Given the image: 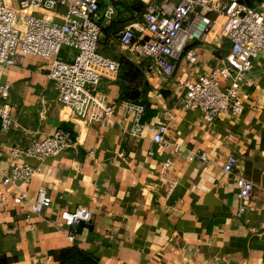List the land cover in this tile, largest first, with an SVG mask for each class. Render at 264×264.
<instances>
[{
    "label": "crops",
    "instance_id": "0c3cea01",
    "mask_svg": "<svg viewBox=\"0 0 264 264\" xmlns=\"http://www.w3.org/2000/svg\"><path fill=\"white\" fill-rule=\"evenodd\" d=\"M118 29H101L98 48L140 70L146 108L138 137L128 135L130 115L120 106L121 71L101 74L96 90L113 109L101 127L56 101L45 59L26 54L17 66L0 68L17 124L0 133V264H57L69 247L92 254L97 264H264V53L239 79L242 112L206 121L197 110L180 107L178 82L220 65L227 41L212 33L206 41L187 42L166 77L123 54ZM187 50L195 54L193 61L186 59ZM159 122L166 127V145L152 141ZM57 128L71 133L73 146L41 161L24 159L35 170L32 177L3 184L11 166L21 163L11 160L6 148L40 140ZM201 151L204 162L195 156ZM227 156L236 161L224 174ZM164 161L170 162L165 169ZM239 177L251 190L245 210L236 216ZM39 186L50 205L35 214L30 204ZM19 194L23 197L15 201ZM78 206L90 219L64 225L60 212Z\"/></svg>",
    "mask_w": 264,
    "mask_h": 264
},
{
    "label": "built area",
    "instance_id": "2783aa9c",
    "mask_svg": "<svg viewBox=\"0 0 264 264\" xmlns=\"http://www.w3.org/2000/svg\"><path fill=\"white\" fill-rule=\"evenodd\" d=\"M116 3H140L142 7L116 32L119 47L129 52L131 61H145L148 68L166 77L172 75L185 44L203 41L221 18L218 37L228 43L222 63L190 81L178 82L182 91L179 103L183 109L197 110L206 121L219 113L236 116L242 112L236 89L239 79L251 69L252 60L264 53V0H252L251 4L242 0H16L14 5L10 0H0V68L17 66L26 54L45 59V76L53 84L56 101L87 124L105 126L113 109L96 89L101 74L114 75L119 65L99 53L97 45L101 25L114 17ZM58 7L63 8L62 13H57ZM62 47L70 49L71 55L61 57ZM185 57L193 61L195 54L187 50ZM8 95L9 82H0V133L17 125L10 114ZM120 106L130 115L128 135L138 137L142 131V106L126 100ZM165 130L164 123H157L152 141L166 145ZM74 142L69 131L57 128L40 140L8 146L7 156L21 163L11 166L2 183L28 181L35 170L24 159L41 161L72 147ZM195 156L200 162L206 160L203 151ZM235 161L233 156L225 158L224 174L232 171ZM169 164L164 161L162 168ZM250 190L249 181L242 177L236 180V216L245 210ZM22 197L19 194L12 198L18 201ZM49 205L45 188L39 186L30 210L37 214ZM59 217L64 225L72 227L87 222L90 213L78 206L61 211ZM71 237L68 233L67 238Z\"/></svg>",
    "mask_w": 264,
    "mask_h": 264
},
{
    "label": "trees",
    "instance_id": "16d2710c",
    "mask_svg": "<svg viewBox=\"0 0 264 264\" xmlns=\"http://www.w3.org/2000/svg\"><path fill=\"white\" fill-rule=\"evenodd\" d=\"M247 4H251L252 0H242ZM114 5H119L118 3ZM122 10H118L117 14L106 23V26L101 25L103 32L114 31L117 26H120L121 23H125L132 15L134 11H139L142 7L140 3L134 4H121ZM124 12L127 15L124 17L122 14ZM118 70L121 71V78L123 82L120 84V99L137 103L142 106V114L146 108V102L142 98L143 96V81H141V73L137 66L126 58L120 56L117 60ZM138 85H141L140 89ZM142 116V115H141ZM57 264H97V259L90 253L84 252L76 247H69L65 249L57 259Z\"/></svg>",
    "mask_w": 264,
    "mask_h": 264
},
{
    "label": "rangeland",
    "instance_id": "374dc122",
    "mask_svg": "<svg viewBox=\"0 0 264 264\" xmlns=\"http://www.w3.org/2000/svg\"><path fill=\"white\" fill-rule=\"evenodd\" d=\"M10 2L12 3V4H14V2H15V0H10ZM114 9H115V14H117V11L118 10H122V5L121 4H119V5H114ZM137 12V11H136ZM127 15V13L126 12H124V14H122V16H126ZM221 18H218L217 19V21H216V23L208 30V32H207V34H206V37L207 36H210V35H213L212 33H216V35L218 36V30L220 29V27H221ZM123 25V23H121L120 24V26H117L116 27V29L117 28H119V27H121ZM118 31V30H117ZM116 31V32H117ZM115 32V33H116ZM109 34H108V39H110L111 38V36H110V38H109ZM209 38H207V39H205L204 41H206V40H208ZM99 41H98V45H99ZM97 45V46H98ZM66 52H68L69 54L71 53V51L68 49V48H66V47H62L61 49H60V52H59V54L61 55V56H65V54H68V53H66ZM98 52L99 53H101L102 54V52L99 50V48H98ZM121 52V51H120ZM122 53L123 54H125L126 56H128L129 55V52L127 51V50H122ZM103 55V54H102Z\"/></svg>",
    "mask_w": 264,
    "mask_h": 264
}]
</instances>
